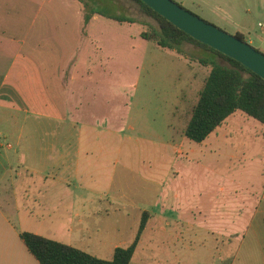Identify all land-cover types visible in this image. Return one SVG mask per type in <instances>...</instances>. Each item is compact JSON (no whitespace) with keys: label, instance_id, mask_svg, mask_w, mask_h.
<instances>
[{"label":"rangeland","instance_id":"1","mask_svg":"<svg viewBox=\"0 0 264 264\" xmlns=\"http://www.w3.org/2000/svg\"><path fill=\"white\" fill-rule=\"evenodd\" d=\"M122 1L121 7L109 5L107 0H94L93 7L99 11L133 17L139 22L110 23L105 27L99 21L92 23L91 36L99 45L92 40L90 62L80 66V74L87 66L91 73L83 86L87 100L84 118L88 124H94L93 118L104 122L102 142L106 153L100 156L98 146L92 145L90 162L85 158L83 164L90 171L97 170L98 175L107 174L109 180L88 178L92 194L76 195V203L90 197L98 203L95 207L110 209L109 201H100L101 196L124 206L116 205L109 212L92 216L91 222L99 223V231L94 230L90 240L82 241L81 228L74 232L62 228L59 237L53 239L84 250L89 245L91 250L87 249L93 255L111 259L92 249L98 245L102 248L101 242L108 241L105 236L114 228L119 231V243H131L143 211L150 210L149 219L154 218L132 264H215L213 241L206 225L213 226L217 202L228 204L238 199L228 173H234L238 182L245 184L254 183L256 175L264 170L257 156L259 149L246 152L243 159L239 154L234 161L228 158L232 148L214 147L211 135L202 143L186 138L184 131L211 67L143 39L140 31L158 28V20L135 0ZM174 1L228 33L236 35L239 27L245 41L264 53V46L256 38L264 33V0H226L233 3L231 15L220 2L225 0ZM187 51L212 57L195 45H188ZM68 86L63 84L64 95ZM178 173L182 179L177 178ZM195 204L204 209L202 214L190 211ZM166 220L173 223L163 242ZM194 220L202 224L180 226ZM143 251H149L147 261L144 255L138 256Z\"/></svg>","mask_w":264,"mask_h":264},{"label":"crops","instance_id":"2","mask_svg":"<svg viewBox=\"0 0 264 264\" xmlns=\"http://www.w3.org/2000/svg\"><path fill=\"white\" fill-rule=\"evenodd\" d=\"M107 1L123 6L122 0ZM220 2L231 15L233 3ZM88 13L81 0H0V264H40L21 239L23 231L53 239L62 228L70 232L81 228L82 241L90 240L99 225L91 222L92 216L124 206L101 196L100 201H109L110 209L95 207L98 203L90 197L76 203V195L92 194L88 178L109 180L107 174L98 175L97 170L90 171L83 164L85 158L90 162L92 145L98 146L100 156H105L106 148L102 142L104 120L101 124L93 118L95 125L85 122L83 86L91 73L87 66L80 74V66L90 62L92 40L99 45L91 36L92 23L99 21L104 27L120 23L95 14L86 24ZM237 30L241 33L239 27ZM256 38L264 46V33ZM60 83L69 84L65 96L58 88ZM211 142L216 148H232L228 158L234 161L239 154L243 159L246 152L259 149L257 156L264 165V125L241 111L211 134ZM228 174L238 199L228 204L217 202L213 226L205 228L213 241L214 263L264 264V170L254 183L241 184L234 173ZM177 178L182 176L178 173ZM189 209L200 214L204 210L197 204ZM196 222L202 224L194 220L180 226L192 228ZM172 223H163V242ZM107 234L102 248L92 249L107 258H113L116 247L133 242L119 243L115 228ZM87 248L91 250V246ZM138 256L147 261L149 251Z\"/></svg>","mask_w":264,"mask_h":264},{"label":"trees","instance_id":"3","mask_svg":"<svg viewBox=\"0 0 264 264\" xmlns=\"http://www.w3.org/2000/svg\"><path fill=\"white\" fill-rule=\"evenodd\" d=\"M81 1L89 11L85 17L86 24L95 14L119 22H139L133 17L99 11L93 7L96 5L94 0ZM135 1L159 22L158 28L151 27V30L141 33L143 39L154 41L163 48L177 51L211 67L184 131L187 139L197 143L204 142L237 111L264 125V79L260 75L237 60L194 39L141 0ZM236 35L245 40L241 33ZM188 45H195L199 50L210 53L212 57H199L188 53ZM63 84L60 83L58 88L64 95ZM149 218L150 212L143 211L135 239L128 247H116L112 259L99 258L79 247L29 231L21 232L20 237L40 264H131Z\"/></svg>","mask_w":264,"mask_h":264},{"label":"water","instance_id":"4","mask_svg":"<svg viewBox=\"0 0 264 264\" xmlns=\"http://www.w3.org/2000/svg\"><path fill=\"white\" fill-rule=\"evenodd\" d=\"M199 42L240 62L264 79V53L186 9L174 0H141Z\"/></svg>","mask_w":264,"mask_h":264}]
</instances>
